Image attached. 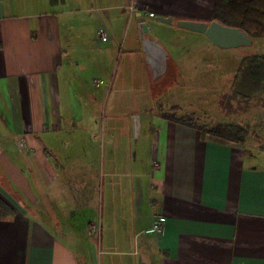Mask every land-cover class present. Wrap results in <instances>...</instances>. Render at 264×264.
Here are the masks:
<instances>
[{"label": "crops", "instance_id": "obj_1", "mask_svg": "<svg viewBox=\"0 0 264 264\" xmlns=\"http://www.w3.org/2000/svg\"><path fill=\"white\" fill-rule=\"evenodd\" d=\"M217 1L0 0V264H264V148L156 107Z\"/></svg>", "mask_w": 264, "mask_h": 264}, {"label": "rangeland", "instance_id": "obj_2", "mask_svg": "<svg viewBox=\"0 0 264 264\" xmlns=\"http://www.w3.org/2000/svg\"><path fill=\"white\" fill-rule=\"evenodd\" d=\"M171 26L180 32L176 36L172 32L170 34L178 39L183 55L187 58L200 56L203 60L200 63V70L193 67L195 62L191 63V69L187 67L185 69L187 70L186 78L189 76L186 83L195 85L196 88L190 93L186 90L185 93L180 94L183 99H177L181 105L173 107L171 104L175 100L168 97L160 103L157 102L158 110L167 115L194 119L199 125L208 127L218 123L241 125L249 131L248 143L264 148V94L249 101H241L234 94V78L243 59L247 56L264 53V36L254 38L251 46L222 48L204 33H194L195 36L203 40L201 42L196 37H192L191 31L175 25ZM206 56L212 58L211 69L207 68L209 60L206 59ZM189 88L192 89L191 86ZM123 95L127 102L133 103V106H135V100L143 101V103H145L144 101L148 102L149 99L152 100L149 93L143 91L137 95L134 91H128Z\"/></svg>", "mask_w": 264, "mask_h": 264}, {"label": "trees", "instance_id": "obj_3", "mask_svg": "<svg viewBox=\"0 0 264 264\" xmlns=\"http://www.w3.org/2000/svg\"><path fill=\"white\" fill-rule=\"evenodd\" d=\"M212 20L246 31L253 39L264 36V0H218ZM211 20V21H212ZM234 94L241 101H249L264 94V53L247 56L234 78ZM175 121L199 128L203 135L244 142L248 129L235 123H218L208 127L194 119L169 115Z\"/></svg>", "mask_w": 264, "mask_h": 264}, {"label": "water", "instance_id": "obj_4", "mask_svg": "<svg viewBox=\"0 0 264 264\" xmlns=\"http://www.w3.org/2000/svg\"><path fill=\"white\" fill-rule=\"evenodd\" d=\"M156 19L168 24H176L177 26L206 34L216 45L222 48H235L242 46H251L253 38L244 30L229 26L217 20L199 21V20H174L172 17L162 15L156 16ZM143 31L147 32L148 27L143 24ZM165 57V56H164ZM168 57V56H167ZM166 64V60L164 61Z\"/></svg>", "mask_w": 264, "mask_h": 264}, {"label": "built area", "instance_id": "obj_5", "mask_svg": "<svg viewBox=\"0 0 264 264\" xmlns=\"http://www.w3.org/2000/svg\"><path fill=\"white\" fill-rule=\"evenodd\" d=\"M150 16L154 17V13H150ZM107 35H103V39H106ZM166 223V217L164 215H160L157 218L154 219L153 225L151 228H149V232H155V231H163L164 230V225Z\"/></svg>", "mask_w": 264, "mask_h": 264}]
</instances>
